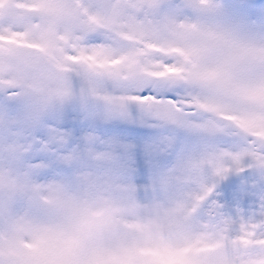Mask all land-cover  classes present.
I'll return each instance as SVG.
<instances>
[{
	"label": "clouds",
	"instance_id": "clouds-1",
	"mask_svg": "<svg viewBox=\"0 0 264 264\" xmlns=\"http://www.w3.org/2000/svg\"><path fill=\"white\" fill-rule=\"evenodd\" d=\"M221 0H0V84L39 110L73 99L70 78L98 74L128 87L171 81L178 102L151 101L155 115L193 121L230 137L240 154L264 148V30L226 22ZM103 37L100 55L83 45ZM119 104V103H117ZM202 167L233 162L221 152ZM255 166L264 165L253 162ZM99 180L39 183L21 155H0V264H264V231L217 212L196 217L188 198L144 205ZM255 232V235L251 233Z\"/></svg>",
	"mask_w": 264,
	"mask_h": 264
},
{
	"label": "rangeland",
	"instance_id": "rangeland-1",
	"mask_svg": "<svg viewBox=\"0 0 264 264\" xmlns=\"http://www.w3.org/2000/svg\"><path fill=\"white\" fill-rule=\"evenodd\" d=\"M221 3L226 22L264 29V0ZM16 39L24 44L23 35ZM103 43L100 36L89 40V46ZM70 86L74 98L47 110L0 89V155L19 153L39 183L87 177L116 186L144 205L181 197L195 203L204 197L197 207L199 221L217 212L237 227L264 221V167L249 158L242 160V171L234 162L202 167L221 152L239 155L236 140L209 135L193 121L168 117L170 122H164L152 103L122 98L154 96L167 104L175 97L178 102L186 92L173 82L122 87L108 77L82 72L70 78Z\"/></svg>",
	"mask_w": 264,
	"mask_h": 264
},
{
	"label": "snow or ice",
	"instance_id": "snow-or-ice-1",
	"mask_svg": "<svg viewBox=\"0 0 264 264\" xmlns=\"http://www.w3.org/2000/svg\"><path fill=\"white\" fill-rule=\"evenodd\" d=\"M21 35L22 34H19V33H10L8 35L0 34V43H5V42L6 43H18L16 38L18 36H21ZM21 46H32V45L21 44ZM88 49L95 50L96 55L98 56L104 51L105 45L101 44V45H97V46H89V41H87V43L85 45H83L81 49L78 50V51L82 52V55L76 56V57L70 56L69 59H81V58H83V60L89 62V67L93 71H95L97 68L106 67V63L94 62L95 57L92 56V53L90 51H88ZM88 58H92V59L89 60ZM154 82H156V81H154ZM0 84L8 85L9 91L11 92V84H12L11 81H0ZM122 98L127 99V100L140 102V103H150L151 101H156L154 96H135V95H133V96L122 97ZM169 102H176L175 97H173L172 100ZM248 143H249V147L247 149H245L242 154L232 156L233 162L237 165L238 170H241V171L243 170V168L240 167V165H241L242 160L244 158H249L252 160V162H258V163L264 165V148L257 145L255 141H249ZM231 170H232L231 168H223V171H231ZM208 191L210 192L211 189H209ZM203 198L204 197H198L197 200H202ZM251 227L253 229H259L261 231H264V221H262L260 223H253L251 225ZM251 234L255 235L256 233L253 232Z\"/></svg>",
	"mask_w": 264,
	"mask_h": 264
},
{
	"label": "bare ground",
	"instance_id": "bare-ground-1",
	"mask_svg": "<svg viewBox=\"0 0 264 264\" xmlns=\"http://www.w3.org/2000/svg\"><path fill=\"white\" fill-rule=\"evenodd\" d=\"M262 27L264 28V24L262 25ZM261 30H264V29H261Z\"/></svg>",
	"mask_w": 264,
	"mask_h": 264
}]
</instances>
